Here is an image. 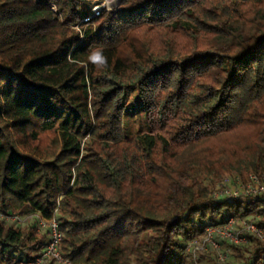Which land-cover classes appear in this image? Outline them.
Listing matches in <instances>:
<instances>
[{"label": "trees", "instance_id": "trees-1", "mask_svg": "<svg viewBox=\"0 0 264 264\" xmlns=\"http://www.w3.org/2000/svg\"><path fill=\"white\" fill-rule=\"evenodd\" d=\"M91 9L0 0V213L55 216L70 264H187L211 226L264 230V198L211 197L226 176H264V0ZM135 107L146 130L131 136ZM247 240L231 247L264 264ZM46 242L0 218V264Z\"/></svg>", "mask_w": 264, "mask_h": 264}, {"label": "built area", "instance_id": "built-area-1", "mask_svg": "<svg viewBox=\"0 0 264 264\" xmlns=\"http://www.w3.org/2000/svg\"><path fill=\"white\" fill-rule=\"evenodd\" d=\"M103 6H94L91 9L93 16H99ZM87 21V19L85 20ZM213 200H232L250 198H264V176L258 177L249 174L241 177H226L218 184L211 193ZM0 218L13 223L15 226L25 221H33V226L40 233L47 235L46 245L41 250L40 255L29 262L20 261L17 264H45L52 261L55 264H70L63 258L61 252V243L63 235L59 229V223L55 216L51 219H45L39 215L19 216L17 214L3 215ZM249 236L257 238L264 242V230L258 227L255 222L246 219L230 218L224 224H217L207 228L204 236L189 241L184 249V255L194 256L196 252H213L216 253L219 263H223L226 254L220 251V244L225 243L229 246H242L247 244ZM194 262V261H193ZM194 264H197L196 262Z\"/></svg>", "mask_w": 264, "mask_h": 264}, {"label": "rangeland", "instance_id": "rangeland-1", "mask_svg": "<svg viewBox=\"0 0 264 264\" xmlns=\"http://www.w3.org/2000/svg\"><path fill=\"white\" fill-rule=\"evenodd\" d=\"M86 2H89L92 7L94 6H103V10H112L118 7V5L114 8L110 7L113 6L118 0H84ZM138 107V106H137ZM135 107L133 110H131L129 113V116H127V126L126 130L131 136H135L138 133H141L142 131H145V125H144V119H142L141 116L134 115V111L138 109ZM246 176V175H244ZM228 177V176H226ZM258 220H263V217H258ZM256 223V222H255ZM34 224L33 221H25L21 223L18 226V228H28L32 227ZM220 251L224 252L226 254V258L223 263H219L218 258L216 256V253L207 251V252H196L194 256H188L187 257V264H194L195 262L197 264H246V258H247V251H236L231 246L221 243L220 244ZM194 261V262H193ZM49 262H46L45 264H48Z\"/></svg>", "mask_w": 264, "mask_h": 264}, {"label": "clouds", "instance_id": "clouds-1", "mask_svg": "<svg viewBox=\"0 0 264 264\" xmlns=\"http://www.w3.org/2000/svg\"><path fill=\"white\" fill-rule=\"evenodd\" d=\"M90 59L93 60L94 62H98L102 60V56L99 52H96L90 57Z\"/></svg>", "mask_w": 264, "mask_h": 264}, {"label": "bare ground", "instance_id": "bare-ground-1", "mask_svg": "<svg viewBox=\"0 0 264 264\" xmlns=\"http://www.w3.org/2000/svg\"><path fill=\"white\" fill-rule=\"evenodd\" d=\"M118 3H119V2H118ZM118 3H117V5H118ZM117 5H116V6H117ZM116 6H115V7H116Z\"/></svg>", "mask_w": 264, "mask_h": 264}, {"label": "water", "instance_id": "water-1", "mask_svg": "<svg viewBox=\"0 0 264 264\" xmlns=\"http://www.w3.org/2000/svg\"><path fill=\"white\" fill-rule=\"evenodd\" d=\"M121 0H119V3H120Z\"/></svg>", "mask_w": 264, "mask_h": 264}]
</instances>
